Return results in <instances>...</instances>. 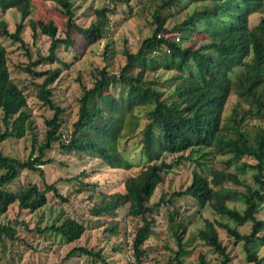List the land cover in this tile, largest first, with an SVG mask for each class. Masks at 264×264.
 Masks as SVG:
<instances>
[{
    "label": "trees",
    "instance_id": "16d2710c",
    "mask_svg": "<svg viewBox=\"0 0 264 264\" xmlns=\"http://www.w3.org/2000/svg\"><path fill=\"white\" fill-rule=\"evenodd\" d=\"M31 1L0 0V121L3 125L0 140L24 138L31 145L26 159L0 150V216L14 204L34 212L48 203L49 192L62 198L56 185L46 183L43 171L37 167L44 161V152L58 141L63 151L74 152L78 157H95L110 168L140 167L125 177L122 191L94 194L95 202L90 209L92 215L101 219L104 240L119 232L120 214L123 221L134 223L129 247L126 240L111 247L114 253L125 254V261L108 259L102 247L83 245L73 246L65 258L88 256L91 264H159L149 258V249L144 244L154 234L160 204H168L173 210L166 225L177 248L165 264H189L186 257L190 250L185 248L183 238L186 225L176 220L179 211L174 208V199L188 196L200 210L208 204L220 217L204 219L196 234L220 256V264H230L232 255L218 236V227L225 229L233 245L241 243L246 262L264 264V254H258V247H264L261 214L264 209V0H142L135 12L142 15L146 11L150 16L145 26L147 33L134 52L126 48L125 40L120 50L113 40L107 41L106 54L112 50L119 52L124 63L118 76L107 67H94L92 85H81L77 118L66 141L57 130L63 108L55 104L50 88L64 69H70V64L59 56V47L69 49L73 43L70 30L81 34L88 44L99 41L107 28L108 14L114 11L111 7L96 8L95 20L81 27L76 24L71 0H42L57 4L56 9L64 19L61 24H65L64 36L60 37L57 35L60 28L53 20L45 22L30 17ZM173 8L175 12H171ZM8 9H16L20 14L13 31L4 17ZM255 14L258 19L252 23ZM181 15L183 20L169 27L168 20ZM26 19L34 40L38 31L50 39L45 54L39 53L29 64L21 66L32 79L36 97L53 111V116L46 120L48 127L40 143L26 95L10 77L7 51L1 42L3 37L10 38L25 48L21 34ZM193 33L204 36L203 40L184 44L192 40L189 34ZM43 64L54 66L36 68ZM160 69L167 72L164 77L158 72ZM148 71L156 72L155 77L148 78ZM231 95L237 97V102L225 113ZM140 112L145 118L142 126ZM247 120L256 122L246 124ZM133 137L137 140L133 146L139 158L137 163L131 162L126 152L128 140ZM211 153L224 156L218 161L225 166L233 164L234 171L217 167L204 170ZM167 155L174 157L168 160ZM243 157L251 158L253 163L241 160ZM186 161L199 167L191 170L190 182L168 199L161 195L152 202L162 176ZM23 170L37 172L41 185L28 182L15 189L4 188ZM248 171L255 187L245 183L243 175ZM81 176H87L85 170L71 178ZM80 183V188L96 187L90 182L80 180ZM246 222L251 224L250 231L242 233L238 226ZM35 230L53 231L64 243H71L81 237L85 226L66 217L60 224L53 222L43 230ZM1 234L16 238L15 230L7 224L0 223ZM196 262L208 264L200 252Z\"/></svg>",
    "mask_w": 264,
    "mask_h": 264
},
{
    "label": "rangeland",
    "instance_id": "374dc122",
    "mask_svg": "<svg viewBox=\"0 0 264 264\" xmlns=\"http://www.w3.org/2000/svg\"><path fill=\"white\" fill-rule=\"evenodd\" d=\"M73 2V10L75 12L76 24L81 27H87L92 21L95 20L94 10L101 7L113 8V14H108L109 22L104 32V36L99 41L88 44L84 37L70 30V36L73 43L69 49H63L62 45L59 47L58 54L68 64L70 69H64L60 76L50 84L52 89V98L55 104L63 108L61 114L60 126L57 129L58 134L61 133V139L66 141L72 130V123L77 118V98L81 94V85L90 87L93 82L91 75L94 67H107L110 73L119 75V68L124 63V56L121 53L108 51L106 54L105 44L107 41H114V46L120 50L124 44L126 48L132 52L136 51L140 40L145 36L148 22L151 20L150 16L145 14L138 15L135 10L141 5L142 0H130L129 3L124 0H71ZM31 15L33 19H40L42 21H54L60 29L58 34L60 37L64 36L65 24L62 25L61 21L64 20L59 11L56 9L55 2L32 0ZM175 8L171 12H175ZM258 14L252 16V23L258 19ZM4 17L8 22L10 31L14 30L15 23L20 19V14L16 9H8L4 13ZM28 20H25V27L22 32V38L26 43V47H21L20 43L13 42L10 38H1V42L7 51V64L10 71V77L24 90L27 102L31 111L32 119L34 120V132L37 134V142L43 140L45 131L47 130L46 120L53 116V111L42 101L36 97V90L32 84V79L21 66L29 64L36 58L39 53L45 54L49 46L50 39L37 32L36 39L32 38V32L28 26ZM183 15L178 16L176 20L169 19V27L173 26L175 22H181ZM144 27H143V26ZM192 40L184 44L193 45L196 41L203 40L202 35L189 34ZM105 52V54H104ZM28 55L31 57L28 58ZM54 65H40L37 69H46ZM164 77L167 72L160 69ZM157 72V73H158ZM156 72H147V77H155ZM39 79L38 81H41ZM35 81V79L33 80ZM117 88L114 89L116 93ZM237 97L231 95L227 102L225 113H229L230 109L236 104ZM244 106L242 103L240 104ZM140 112L141 119L139 125L145 121ZM1 118V111H0ZM256 122L255 120H247L246 124ZM264 124V122H262ZM2 128V122L0 121ZM139 129H137L136 133ZM65 135V136H63ZM31 137V134H30ZM64 141V142H65ZM136 138L133 137L128 140L126 145V152L130 156L133 163H137L139 158L134 152L133 146L136 144ZM123 142V140L121 141ZM0 150L9 156H15L26 159L31 152L30 141L21 139H7L0 140ZM208 155L204 163V170L208 168H223L225 170L234 171L233 164L225 166L220 159L222 155ZM173 155H167L170 160ZM42 163L38 164L44 173V181L46 183H54L57 187L59 194L62 196L57 197L52 192L48 193V203L35 210L34 212L25 209H19L16 204L11 205L8 210L0 216V223L10 225L15 230V239H10L4 234L0 235V264H91L88 256H74L65 258L66 253L73 246H87L89 247H102V252L106 257L112 261L119 262L125 261V254L114 253L111 249L112 245L119 241L126 240L128 247L132 240L134 232V223L123 221L121 214L119 219V232L110 236L109 239L104 240L102 235V226L100 220L90 213V209L95 202L94 194L98 192H114L123 190V180L129 174H134L140 167L134 166L130 170L115 169L108 167L101 160L91 157L82 156L78 157L74 152L63 151L58 141H55L52 147L46 150L43 154ZM47 160H50L47 162ZM249 163L253 160L248 157H243ZM240 160V161H241ZM192 161V160H190ZM190 161L183 162L174 168L171 172L162 176V181L156 187L151 201H158L160 196L163 195L168 199L173 192H176L184 187L191 180V170H198L199 167ZM82 170L86 171L87 176H81L79 179L71 178L78 175ZM243 177L245 183L252 187L256 185L251 179L250 172H246ZM90 182L96 184L94 189L80 188L79 183ZM35 182L42 183L37 172L32 173L23 170L19 177L12 182L11 185L4 186L7 189H15L21 184ZM81 184V183H80ZM80 189V190H78ZM174 208H177L179 215L176 217L177 221L186 225V231L183 235L185 248L190 250L186 257V262L189 264H197L196 258L198 253L203 254L208 264H220V256L208 245H206L196 234L199 228L203 227V220H219L220 217L212 211V208L207 204L200 210L194 201L186 196L182 199H174ZM157 216V223L154 228V234L145 242L144 246L149 249L152 261L159 264H165L166 261L173 256V251L176 250L177 245L171 232L167 228V216L170 210H173L172 205L160 204ZM122 212V211H120ZM264 215V209L261 212ZM66 217L73 218L81 222L85 226V231L81 237L71 243H64L61 236L53 231L44 230L37 231L49 226L53 222L60 224ZM105 218H102V222ZM99 224V225H98ZM103 224V223H102ZM233 224V223H230ZM250 222L238 226V230L242 233L250 231ZM218 236L223 243L228 245V250L232 255L230 264H252L246 262L245 252L241 243L233 245L229 240L225 229L218 227ZM259 250V251H258ZM258 254H264V247H258ZM126 255L129 256L127 249Z\"/></svg>",
    "mask_w": 264,
    "mask_h": 264
},
{
    "label": "built area",
    "instance_id": "2783aa9c",
    "mask_svg": "<svg viewBox=\"0 0 264 264\" xmlns=\"http://www.w3.org/2000/svg\"><path fill=\"white\" fill-rule=\"evenodd\" d=\"M167 51H168V49H167ZM64 136V135H63Z\"/></svg>",
    "mask_w": 264,
    "mask_h": 264
}]
</instances>
